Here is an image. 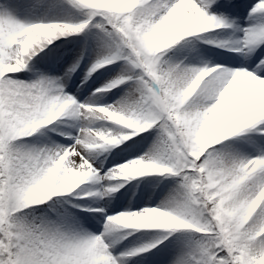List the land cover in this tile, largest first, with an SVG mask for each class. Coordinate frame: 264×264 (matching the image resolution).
<instances>
[{
    "label": "snow or ice",
    "instance_id": "obj_1",
    "mask_svg": "<svg viewBox=\"0 0 264 264\" xmlns=\"http://www.w3.org/2000/svg\"><path fill=\"white\" fill-rule=\"evenodd\" d=\"M0 264H264V0H0Z\"/></svg>",
    "mask_w": 264,
    "mask_h": 264
}]
</instances>
